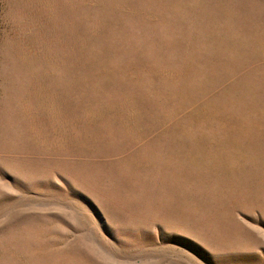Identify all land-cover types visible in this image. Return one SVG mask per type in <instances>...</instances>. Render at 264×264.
Returning a JSON list of instances; mask_svg holds the SVG:
<instances>
[{"label": "rangeland", "instance_id": "374dc122", "mask_svg": "<svg viewBox=\"0 0 264 264\" xmlns=\"http://www.w3.org/2000/svg\"><path fill=\"white\" fill-rule=\"evenodd\" d=\"M0 264H264V0H0Z\"/></svg>", "mask_w": 264, "mask_h": 264}]
</instances>
